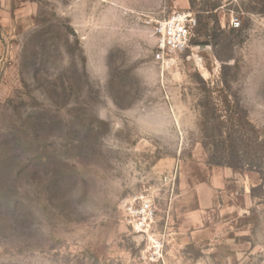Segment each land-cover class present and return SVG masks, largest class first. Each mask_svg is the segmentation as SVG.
Listing matches in <instances>:
<instances>
[{
    "label": "rangeland",
    "instance_id": "1",
    "mask_svg": "<svg viewBox=\"0 0 264 264\" xmlns=\"http://www.w3.org/2000/svg\"><path fill=\"white\" fill-rule=\"evenodd\" d=\"M178 11L190 44L159 63ZM204 159L257 184L189 230ZM137 193L147 237L122 217ZM0 264H264V0H0Z\"/></svg>",
    "mask_w": 264,
    "mask_h": 264
},
{
    "label": "built area",
    "instance_id": "2",
    "mask_svg": "<svg viewBox=\"0 0 264 264\" xmlns=\"http://www.w3.org/2000/svg\"><path fill=\"white\" fill-rule=\"evenodd\" d=\"M196 18L191 11H178L166 19L158 20L154 25L157 48L154 59L166 65L175 60V55L183 52L190 44L196 25ZM238 16L231 19L234 28L239 27ZM122 217L126 224L137 233L149 236L157 216L153 199L144 193L126 197L121 202ZM160 250V245H155Z\"/></svg>",
    "mask_w": 264,
    "mask_h": 264
},
{
    "label": "crops",
    "instance_id": "3",
    "mask_svg": "<svg viewBox=\"0 0 264 264\" xmlns=\"http://www.w3.org/2000/svg\"><path fill=\"white\" fill-rule=\"evenodd\" d=\"M190 170L189 180L194 181L198 206L182 212L179 218L182 225L187 226L189 230H197L220 221L219 213H217L221 211L220 204L217 205L218 197L223 196L232 182H241L245 192H248L249 187L257 184V182L250 183L252 178L256 180V175L252 173L244 175L234 172L229 167H212L206 162V159L193 164ZM239 179L241 180L239 181ZM257 179L259 180V178ZM246 180L249 183L246 184Z\"/></svg>",
    "mask_w": 264,
    "mask_h": 264
},
{
    "label": "trees",
    "instance_id": "4",
    "mask_svg": "<svg viewBox=\"0 0 264 264\" xmlns=\"http://www.w3.org/2000/svg\"><path fill=\"white\" fill-rule=\"evenodd\" d=\"M191 4L193 5V0H191ZM238 155L233 152L231 155H230V161L229 163H227L229 166L231 167H235V168H241L240 167V164H239V159H238ZM211 160L213 162H215L216 164H219L217 161H215L214 157H211Z\"/></svg>",
    "mask_w": 264,
    "mask_h": 264
}]
</instances>
